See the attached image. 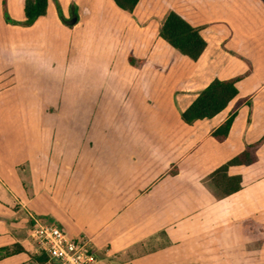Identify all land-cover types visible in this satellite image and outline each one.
<instances>
[{
	"label": "crops",
	"instance_id": "1",
	"mask_svg": "<svg viewBox=\"0 0 264 264\" xmlns=\"http://www.w3.org/2000/svg\"><path fill=\"white\" fill-rule=\"evenodd\" d=\"M25 1L0 0V264H48L36 221L98 264H264L263 2L48 0L23 26ZM171 11L205 40L197 60L160 36ZM216 79L237 96L186 123ZM245 150L221 196L212 173Z\"/></svg>",
	"mask_w": 264,
	"mask_h": 264
},
{
	"label": "trees",
	"instance_id": "2",
	"mask_svg": "<svg viewBox=\"0 0 264 264\" xmlns=\"http://www.w3.org/2000/svg\"><path fill=\"white\" fill-rule=\"evenodd\" d=\"M261 1L264 4V0ZM113 2L123 12L132 14L139 0H113ZM47 6L48 0H26L24 7L26 20L21 25H32L46 13ZM160 36L181 54L193 60H197L206 47V42L199 29L191 26L174 11L169 12L161 22ZM237 94L236 79H216L204 88L190 107L182 113V119L186 123L192 124L199 119L212 118L223 111ZM231 124L232 118L218 128L213 136L218 141H224ZM254 161L255 157L250 154L249 150H245L212 173V182L221 196L231 195L242 187L241 176L228 175V168L233 165H250Z\"/></svg>",
	"mask_w": 264,
	"mask_h": 264
},
{
	"label": "built area",
	"instance_id": "3",
	"mask_svg": "<svg viewBox=\"0 0 264 264\" xmlns=\"http://www.w3.org/2000/svg\"><path fill=\"white\" fill-rule=\"evenodd\" d=\"M32 236L48 264H98L88 240L70 238L58 226L36 221Z\"/></svg>",
	"mask_w": 264,
	"mask_h": 264
},
{
	"label": "water",
	"instance_id": "4",
	"mask_svg": "<svg viewBox=\"0 0 264 264\" xmlns=\"http://www.w3.org/2000/svg\"><path fill=\"white\" fill-rule=\"evenodd\" d=\"M74 20V19H73ZM75 21V20H74ZM74 21L73 22H69V24H73L74 23Z\"/></svg>",
	"mask_w": 264,
	"mask_h": 264
}]
</instances>
